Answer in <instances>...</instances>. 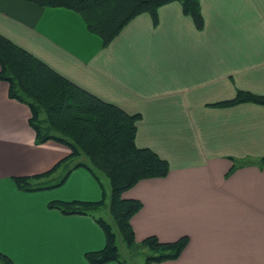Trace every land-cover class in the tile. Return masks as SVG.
<instances>
[{"label":"crops","instance_id":"0c3cea01","mask_svg":"<svg viewBox=\"0 0 264 264\" xmlns=\"http://www.w3.org/2000/svg\"><path fill=\"white\" fill-rule=\"evenodd\" d=\"M201 8V30L172 1L159 7L157 24L141 13L103 46L73 10L0 0V34L140 114L137 145L168 160L170 172L123 193L143 204L131 218L136 241L189 239L178 259L152 264H264V105H215L238 90L264 95V0H201ZM30 117L0 80V254L13 264H92L86 254L106 244L100 216L49 204L98 202L106 191L105 206L108 177L80 165L58 187L19 188L17 177L49 172L71 153L55 140L37 144ZM234 160L252 163L229 175ZM65 171L37 181L54 183Z\"/></svg>","mask_w":264,"mask_h":264},{"label":"trees","instance_id":"16d2710c","mask_svg":"<svg viewBox=\"0 0 264 264\" xmlns=\"http://www.w3.org/2000/svg\"><path fill=\"white\" fill-rule=\"evenodd\" d=\"M40 7H62L77 12L84 20L87 29L99 36L103 46L109 45L122 29L137 15L149 13L154 24L158 23V9L163 4L179 1L183 12L192 17L197 29L205 25L201 0H21ZM0 80L9 83V95L26 104L31 110L30 124L36 132L37 144L55 140L71 149L49 172L15 179L23 190H37L58 187L67 179L74 167L87 166L95 174L96 169L104 173L110 182L111 195L109 209L116 226L128 247L148 250L146 263H160L176 260L187 246L188 237L174 242H161L150 236L138 243L131 218L142 208L137 199H126L123 193L140 180L164 178L170 172L168 160L162 158L149 147H139L136 143L137 122L140 114H130L116 104L104 101L95 94L72 82L55 71L47 63L28 50L15 44L0 34ZM242 102L264 105V95L238 90L231 100L215 104L232 106ZM78 160L71 166L72 160ZM252 161L237 162L229 175L237 168L249 165ZM264 166V156L257 160ZM66 166L65 173L53 183L37 180ZM37 181V182H35ZM106 200L50 202L64 214L95 215ZM106 236L105 248L98 252H88L87 260L92 264H106L121 260L117 243V233L111 223L103 217H96ZM4 264L13 262L3 254Z\"/></svg>","mask_w":264,"mask_h":264},{"label":"rangeland","instance_id":"374dc122","mask_svg":"<svg viewBox=\"0 0 264 264\" xmlns=\"http://www.w3.org/2000/svg\"><path fill=\"white\" fill-rule=\"evenodd\" d=\"M96 172L99 176H104V173L98 171ZM110 195H111V186L108 179V187H107V201L106 205L103 206L96 214L100 217L106 219L109 223H111L114 231L117 233V243L119 247V251L121 254V260L126 262L127 264H147L146 257L148 254V250L145 248L139 247H128L127 244L124 242L116 223L110 213L109 203H110ZM116 264H121L119 262L114 261Z\"/></svg>","mask_w":264,"mask_h":264}]
</instances>
